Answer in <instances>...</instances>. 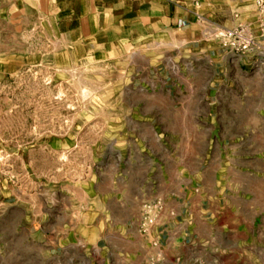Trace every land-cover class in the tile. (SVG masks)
Returning a JSON list of instances; mask_svg holds the SVG:
<instances>
[{"label":"crops","instance_id":"0c3cea01","mask_svg":"<svg viewBox=\"0 0 264 264\" xmlns=\"http://www.w3.org/2000/svg\"><path fill=\"white\" fill-rule=\"evenodd\" d=\"M23 1L56 24L55 54L72 64L139 56L158 72L169 56L183 106L129 112L125 135L146 119L150 138L103 143L101 158L75 144L85 158L26 159L21 175L0 178V264H204L224 246L237 262L234 233L264 228V51L234 54L216 36L239 25L257 34L255 0ZM155 202L162 210L145 237L142 208Z\"/></svg>","mask_w":264,"mask_h":264},{"label":"rangeland","instance_id":"374dc122","mask_svg":"<svg viewBox=\"0 0 264 264\" xmlns=\"http://www.w3.org/2000/svg\"><path fill=\"white\" fill-rule=\"evenodd\" d=\"M55 32L56 24L41 20L38 7L23 0H0L1 179L12 176L11 171L21 175L26 159L42 166L48 160L85 158L88 152L74 146L71 150L75 144L95 145L94 158H101L103 143L126 141V128L136 123L127 118L133 110L182 109L183 103L173 99L184 89L181 75L164 67L171 61L169 56L161 57L163 67L158 72H151L139 56L136 63L110 64L79 56L72 64L67 56L55 54V47L64 45L56 44ZM174 57L182 62V56ZM173 79L178 86L168 92L164 84ZM152 80H158V88L151 86ZM156 95L159 103L151 102ZM136 121L139 131L129 138H150L149 120ZM168 138L180 142L183 136ZM57 144L62 150H55ZM114 153L112 161L117 158ZM233 238L244 244L238 248L237 262L231 255L236 248L224 246L218 258L206 255L204 264H264V228L255 238L247 232L234 233Z\"/></svg>","mask_w":264,"mask_h":264},{"label":"built area","instance_id":"2783aa9c","mask_svg":"<svg viewBox=\"0 0 264 264\" xmlns=\"http://www.w3.org/2000/svg\"><path fill=\"white\" fill-rule=\"evenodd\" d=\"M257 34L247 26L239 25L234 29L217 34L216 38L234 54H249L264 51V0H255ZM162 206L159 202L144 204L141 212L139 230L145 237L151 235V228L158 219Z\"/></svg>","mask_w":264,"mask_h":264}]
</instances>
